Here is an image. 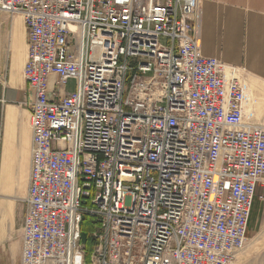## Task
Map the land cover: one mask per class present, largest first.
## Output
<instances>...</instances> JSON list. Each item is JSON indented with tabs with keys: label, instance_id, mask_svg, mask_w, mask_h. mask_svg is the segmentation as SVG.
<instances>
[{
	"label": "built area",
	"instance_id": "1",
	"mask_svg": "<svg viewBox=\"0 0 264 264\" xmlns=\"http://www.w3.org/2000/svg\"><path fill=\"white\" fill-rule=\"evenodd\" d=\"M0 10L23 19L32 92L20 264H84L83 215L92 264H232L264 200V126L238 69L202 54L198 0Z\"/></svg>",
	"mask_w": 264,
	"mask_h": 264
},
{
	"label": "crops",
	"instance_id": "2",
	"mask_svg": "<svg viewBox=\"0 0 264 264\" xmlns=\"http://www.w3.org/2000/svg\"><path fill=\"white\" fill-rule=\"evenodd\" d=\"M198 9L202 54L245 71L246 76L264 89V0H198ZM26 56V29L21 15L0 10V79L3 82L0 85V170L5 169L6 186L10 190V195L1 199L8 202H0L3 228L0 264H20V229L25 213L31 147L29 103L32 92L22 76ZM255 119L250 122L259 124ZM25 172L26 183L21 186L24 180L21 175ZM16 176L20 185L17 189ZM6 186L0 195L5 193ZM260 192H264V179L256 186V194ZM256 199L250 225L258 220V211L264 219V207L261 208V202Z\"/></svg>",
	"mask_w": 264,
	"mask_h": 264
},
{
	"label": "rangeland",
	"instance_id": "3",
	"mask_svg": "<svg viewBox=\"0 0 264 264\" xmlns=\"http://www.w3.org/2000/svg\"><path fill=\"white\" fill-rule=\"evenodd\" d=\"M233 75L236 76L240 75L244 82L243 84L245 86L246 120L250 122L251 120H254L256 118L255 121L259 122V124L261 125H264V89L259 84H257L252 78L246 76L245 71L243 70L241 71L236 70L235 73H233ZM249 81L253 82L254 84L251 83L252 84L251 85L250 83H248ZM66 88L67 90L73 89L72 80L68 81ZM21 177L22 178L24 177V180H22L21 182V186H22L26 183V172L24 175H21ZM17 186L20 187V185H18L17 176H16V189ZM8 192H10V190L8 186H6L5 193L3 195H0V202H8L1 200L2 198H6L10 195V193ZM260 194L264 195V192H260ZM256 201L261 202V208L262 205L264 207V200L259 201L258 199H256ZM16 202L19 201L16 199ZM258 214H259L258 220L254 222L253 225L249 224L245 247L236 255L232 264H264V219L260 217L262 216L260 211H258ZM2 235H3V228L2 225H0V240L2 238ZM91 255H90V262H91ZM79 257L80 256L78 255L76 256V261H78Z\"/></svg>",
	"mask_w": 264,
	"mask_h": 264
},
{
	"label": "trees",
	"instance_id": "4",
	"mask_svg": "<svg viewBox=\"0 0 264 264\" xmlns=\"http://www.w3.org/2000/svg\"><path fill=\"white\" fill-rule=\"evenodd\" d=\"M250 220L248 221V226ZM99 225V221L89 215H83L80 222V241L84 246V264H91L90 255L97 243L94 232Z\"/></svg>",
	"mask_w": 264,
	"mask_h": 264
},
{
	"label": "bare ground",
	"instance_id": "5",
	"mask_svg": "<svg viewBox=\"0 0 264 264\" xmlns=\"http://www.w3.org/2000/svg\"><path fill=\"white\" fill-rule=\"evenodd\" d=\"M6 181H7V174L5 169H2L0 173V192H2L5 189ZM77 255L78 254H76V256Z\"/></svg>",
	"mask_w": 264,
	"mask_h": 264
}]
</instances>
